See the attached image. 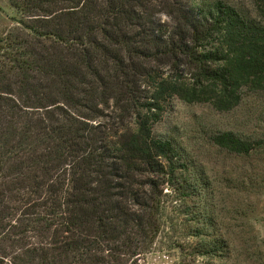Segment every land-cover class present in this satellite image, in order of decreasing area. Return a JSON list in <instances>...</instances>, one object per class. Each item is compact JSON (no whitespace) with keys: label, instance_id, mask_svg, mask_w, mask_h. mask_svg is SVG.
I'll return each mask as SVG.
<instances>
[{"label":"trees","instance_id":"16d2710c","mask_svg":"<svg viewBox=\"0 0 264 264\" xmlns=\"http://www.w3.org/2000/svg\"><path fill=\"white\" fill-rule=\"evenodd\" d=\"M11 4L19 17L0 33V264H146L162 239L179 264H231L204 169L154 129L172 100L230 112L264 91V0ZM209 144L264 155V139L234 132ZM244 185L236 200L259 184Z\"/></svg>","mask_w":264,"mask_h":264},{"label":"rangeland","instance_id":"374dc122","mask_svg":"<svg viewBox=\"0 0 264 264\" xmlns=\"http://www.w3.org/2000/svg\"><path fill=\"white\" fill-rule=\"evenodd\" d=\"M11 0H0V33L15 26L18 19ZM234 132L244 138L264 139V91L243 94L241 104L230 112H219L209 105H188L172 100L163 121L154 132L187 148L197 162V172L215 189L212 212L218 216V228L232 239L231 264H261L264 255V155L262 158H237L210 146L209 137L217 132ZM251 181V195L235 196L236 181ZM147 257L146 264H179V249L166 250L164 241ZM259 253V254H258ZM257 258V259H256Z\"/></svg>","mask_w":264,"mask_h":264}]
</instances>
